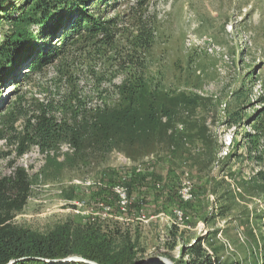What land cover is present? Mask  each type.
Segmentation results:
<instances>
[{
    "label": "rangeland",
    "instance_id": "rangeland-1",
    "mask_svg": "<svg viewBox=\"0 0 264 264\" xmlns=\"http://www.w3.org/2000/svg\"><path fill=\"white\" fill-rule=\"evenodd\" d=\"M87 7L108 22L96 42L75 37L64 48L55 38L59 57L0 85V177L22 168L32 184L14 224L41 236L62 228L96 236L112 255L132 248L140 263L180 264L183 249L205 238L222 264H264V0ZM138 36L150 42L136 56L155 103L173 109L163 126L142 143L31 144L44 112L72 126L75 116L117 105L128 76L121 62L135 55ZM79 100L86 106L75 110Z\"/></svg>",
    "mask_w": 264,
    "mask_h": 264
},
{
    "label": "trees",
    "instance_id": "trees-1",
    "mask_svg": "<svg viewBox=\"0 0 264 264\" xmlns=\"http://www.w3.org/2000/svg\"><path fill=\"white\" fill-rule=\"evenodd\" d=\"M103 2L107 0H0V26L5 23L8 27L0 35V85L7 79L16 80V74H12L14 70L39 71L52 61V57H59L62 54L59 48L58 54L51 50L55 38L64 48L72 40L70 45L75 46V37L96 42L98 34L106 31L108 22L88 14L86 8L90 3L96 6ZM141 37L135 40V55L121 62L128 76L118 87L120 100L115 107L106 105L91 109L81 121L75 116L72 126L66 122L58 124L54 117H47L49 114L44 112L34 127L31 144L45 151L60 141H70L83 150V140L87 137L97 148L117 140L142 143L153 129H160L163 117L170 115L173 109L166 104L157 107L155 103L154 90L146 82V67L136 56L141 47L150 43ZM104 41L109 43V39ZM85 106L79 100L75 110ZM25 153V148L20 149L18 156ZM13 168L11 176L0 177V264L11 261H16L15 264H51L45 260L70 256H80L98 264H138L132 248H124L112 255L106 241L100 242L96 236L79 238L77 235L82 233H71L66 228L41 236L16 226L14 218L26 206L32 184L24 169ZM206 242L205 238L197 239L184 248L180 264H222L220 258L204 248Z\"/></svg>",
    "mask_w": 264,
    "mask_h": 264
},
{
    "label": "water",
    "instance_id": "water-1",
    "mask_svg": "<svg viewBox=\"0 0 264 264\" xmlns=\"http://www.w3.org/2000/svg\"><path fill=\"white\" fill-rule=\"evenodd\" d=\"M46 262H49L51 264H71V263H83V264H98L94 261L87 260L80 256H70L65 259L60 260H45ZM16 261H11L9 264H15ZM138 264H173L168 258L166 257H156L149 260H146L144 262H138Z\"/></svg>",
    "mask_w": 264,
    "mask_h": 264
},
{
    "label": "bare ground",
    "instance_id": "bare-ground-1",
    "mask_svg": "<svg viewBox=\"0 0 264 264\" xmlns=\"http://www.w3.org/2000/svg\"><path fill=\"white\" fill-rule=\"evenodd\" d=\"M117 194L119 195L120 199L123 200V204H128V193L127 190L125 188H119L117 190Z\"/></svg>",
    "mask_w": 264,
    "mask_h": 264
}]
</instances>
